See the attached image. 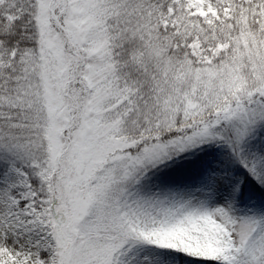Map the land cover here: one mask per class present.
<instances>
[{
  "label": "snow or ice",
  "instance_id": "1",
  "mask_svg": "<svg viewBox=\"0 0 264 264\" xmlns=\"http://www.w3.org/2000/svg\"><path fill=\"white\" fill-rule=\"evenodd\" d=\"M0 264H264V0H0Z\"/></svg>",
  "mask_w": 264,
  "mask_h": 264
}]
</instances>
